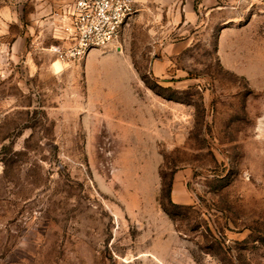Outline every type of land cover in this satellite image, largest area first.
Wrapping results in <instances>:
<instances>
[{
    "label": "rangeland",
    "instance_id": "374dc122",
    "mask_svg": "<svg viewBox=\"0 0 264 264\" xmlns=\"http://www.w3.org/2000/svg\"><path fill=\"white\" fill-rule=\"evenodd\" d=\"M44 1L0 0V264H264V0H152L72 66Z\"/></svg>",
    "mask_w": 264,
    "mask_h": 264
},
{
    "label": "built area",
    "instance_id": "2783aa9c",
    "mask_svg": "<svg viewBox=\"0 0 264 264\" xmlns=\"http://www.w3.org/2000/svg\"><path fill=\"white\" fill-rule=\"evenodd\" d=\"M136 12V0H74L62 9V42L51 50L58 60L77 64L91 50L117 42Z\"/></svg>",
    "mask_w": 264,
    "mask_h": 264
},
{
    "label": "crops",
    "instance_id": "0c3cea01",
    "mask_svg": "<svg viewBox=\"0 0 264 264\" xmlns=\"http://www.w3.org/2000/svg\"><path fill=\"white\" fill-rule=\"evenodd\" d=\"M74 0H45L44 3L42 5H40L41 9H46V11L48 10H58L59 9V13H55L53 16L50 17V19H48L47 23H49L51 26L54 27V36L56 38L59 39V41L57 43L62 42L60 40V27L62 25V20L60 18V14L62 12L63 7L68 4L73 2ZM180 0H157L158 4H166L165 9L169 7H171L173 9V7L175 8V5L178 4ZM152 2V0H136V8L139 10H137L138 12H141L143 8H149V4ZM184 2V10L186 12H191L194 11L196 5L199 7L200 4H205L206 2H212V5L217 6L219 4L218 0H181V3L183 4ZM61 8V9H60ZM173 12V10H172ZM169 20L175 19V13L173 15V13L171 15H169ZM65 63V62H64ZM70 66L75 65L74 63H66ZM100 71L98 73L99 76H101L102 74L107 75V74H114L116 76H120L121 72L123 71V69L118 68H104L102 70H98ZM130 87V86H129ZM122 90H126V91H131L133 90L131 87L128 88L127 85L125 84H106V83H100L96 86H94L92 89L88 90V98L95 104V105H101L102 107H105L106 109H108L107 111L109 113H112V109L111 107H113V105H117L119 103V100L121 99V93ZM175 189V188H174ZM178 202V201H176Z\"/></svg>",
    "mask_w": 264,
    "mask_h": 264
},
{
    "label": "trees",
    "instance_id": "16d2710c",
    "mask_svg": "<svg viewBox=\"0 0 264 264\" xmlns=\"http://www.w3.org/2000/svg\"><path fill=\"white\" fill-rule=\"evenodd\" d=\"M168 195H169V196L171 195V189H169V191H168Z\"/></svg>",
    "mask_w": 264,
    "mask_h": 264
}]
</instances>
